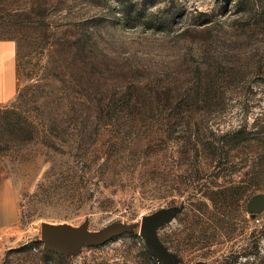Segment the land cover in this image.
Wrapping results in <instances>:
<instances>
[{
  "label": "rangeland",
  "instance_id": "1",
  "mask_svg": "<svg viewBox=\"0 0 264 264\" xmlns=\"http://www.w3.org/2000/svg\"><path fill=\"white\" fill-rule=\"evenodd\" d=\"M0 37L19 80L0 107L17 202L0 264H264V212L247 210L264 192V0H0ZM45 224L126 230L61 254Z\"/></svg>",
  "mask_w": 264,
  "mask_h": 264
},
{
  "label": "water",
  "instance_id": "2",
  "mask_svg": "<svg viewBox=\"0 0 264 264\" xmlns=\"http://www.w3.org/2000/svg\"><path fill=\"white\" fill-rule=\"evenodd\" d=\"M247 210L252 217L264 212V192L257 193L250 198ZM125 230L126 227L111 225L98 233H90L86 224L81 227H73L69 224L55 226L45 224L41 229V238L47 250L61 254H72L77 253L80 247L85 244L90 246L102 245ZM142 233L148 236L150 234L149 228L143 226Z\"/></svg>",
  "mask_w": 264,
  "mask_h": 264
},
{
  "label": "crops",
  "instance_id": "3",
  "mask_svg": "<svg viewBox=\"0 0 264 264\" xmlns=\"http://www.w3.org/2000/svg\"><path fill=\"white\" fill-rule=\"evenodd\" d=\"M18 44L14 38L0 37V107L18 93ZM17 220V202L10 181H0V231Z\"/></svg>",
  "mask_w": 264,
  "mask_h": 264
},
{
  "label": "trees",
  "instance_id": "4",
  "mask_svg": "<svg viewBox=\"0 0 264 264\" xmlns=\"http://www.w3.org/2000/svg\"><path fill=\"white\" fill-rule=\"evenodd\" d=\"M238 142L240 141V139L237 140Z\"/></svg>",
  "mask_w": 264,
  "mask_h": 264
},
{
  "label": "built area",
  "instance_id": "5",
  "mask_svg": "<svg viewBox=\"0 0 264 264\" xmlns=\"http://www.w3.org/2000/svg\"><path fill=\"white\" fill-rule=\"evenodd\" d=\"M256 217V216H255ZM0 238H1V236H0Z\"/></svg>",
  "mask_w": 264,
  "mask_h": 264
}]
</instances>
